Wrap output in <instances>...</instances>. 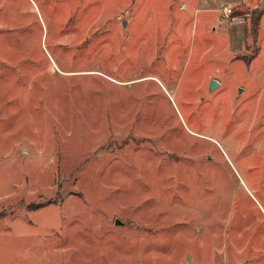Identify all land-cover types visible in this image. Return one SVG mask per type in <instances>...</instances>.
<instances>
[{
	"label": "rangeland",
	"instance_id": "374dc122",
	"mask_svg": "<svg viewBox=\"0 0 264 264\" xmlns=\"http://www.w3.org/2000/svg\"><path fill=\"white\" fill-rule=\"evenodd\" d=\"M32 1L0 0V264H264L261 10L198 57L176 0Z\"/></svg>",
	"mask_w": 264,
	"mask_h": 264
},
{
	"label": "crops",
	"instance_id": "0c3cea01",
	"mask_svg": "<svg viewBox=\"0 0 264 264\" xmlns=\"http://www.w3.org/2000/svg\"><path fill=\"white\" fill-rule=\"evenodd\" d=\"M32 1V0H31ZM46 2H49L50 0H45ZM69 3H64V7H70L71 8V2L70 0H66ZM125 1V0H124ZM150 0H134V6L135 10H144L145 5H148ZM167 1L173 2L174 0H160L158 7L162 8L163 10V16L165 15V10L167 8ZM217 0H176V2L173 4L177 6V15L174 17L173 23H167L165 22L164 25L167 27L169 24H171L170 31H173V35L175 31L178 30L179 36H182L183 33H187L191 35V33L194 30V23L196 25H201V37L198 41L195 42L193 39V35H191V40L188 38L183 41H188V50H189V56L196 55L198 57H205L207 54L211 53L212 50H216L218 53L223 51H227V48L231 47L232 40L234 38L233 33H231L229 24L236 23L238 19H244L248 16V10L250 9H259L261 10V18L258 24V39H255L252 35L249 33V29H246L242 34L239 35L237 33V38L240 37V40H246L251 41V43H247L245 45V48H249L251 44H256L259 41V29L262 22V16L264 14V0H239L237 3L234 4H220L217 5ZM33 2V1H32ZM127 2V0L125 1ZM124 2V4H125ZM150 2L158 3L157 0H151ZM34 3V2H33ZM200 4H203L204 7L201 9ZM229 7L233 9V16L230 19H227L224 17V8ZM183 10V11H182ZM235 13V14H234ZM135 16V15H134ZM235 16V17H234ZM165 20V19H164ZM130 22V20H129ZM125 24V23H124ZM129 24V23H128ZM154 27H156L154 24H152ZM167 37H169V34H166ZM154 36V31H153ZM177 39V37H176ZM153 40H155V37H153ZM175 40V39H174ZM169 46H167L168 48ZM154 51L161 52V45H158V47L153 49ZM246 51L239 52L234 59L241 58L244 59L241 55ZM259 51L256 55H258ZM220 55V54H216ZM255 55V56H256ZM250 61L245 62L250 66L252 63V59ZM226 73V64L217 65L216 62L207 66L206 69L202 70V75L195 76L194 80L198 81H205V82H211L212 80H217L221 83V80L218 79V76H222ZM198 77V78H197ZM192 81V78L190 79Z\"/></svg>",
	"mask_w": 264,
	"mask_h": 264
},
{
	"label": "built area",
	"instance_id": "2783aa9c",
	"mask_svg": "<svg viewBox=\"0 0 264 264\" xmlns=\"http://www.w3.org/2000/svg\"><path fill=\"white\" fill-rule=\"evenodd\" d=\"M224 17L227 19H230L233 16V9L229 8V7H225L224 8ZM235 17V16H234Z\"/></svg>",
	"mask_w": 264,
	"mask_h": 264
},
{
	"label": "water",
	"instance_id": "95a60500",
	"mask_svg": "<svg viewBox=\"0 0 264 264\" xmlns=\"http://www.w3.org/2000/svg\"><path fill=\"white\" fill-rule=\"evenodd\" d=\"M219 82L217 80H212L211 82V88H214L215 86H218ZM117 224H120V221L117 220Z\"/></svg>",
	"mask_w": 264,
	"mask_h": 264
},
{
	"label": "trees",
	"instance_id": "16d2710c",
	"mask_svg": "<svg viewBox=\"0 0 264 264\" xmlns=\"http://www.w3.org/2000/svg\"><path fill=\"white\" fill-rule=\"evenodd\" d=\"M235 14V13H234ZM259 21H260V17H258V19H257V21L256 20H254L253 21V24L257 27L258 26V24H259Z\"/></svg>",
	"mask_w": 264,
	"mask_h": 264
}]
</instances>
